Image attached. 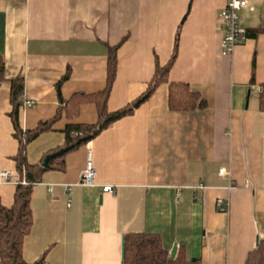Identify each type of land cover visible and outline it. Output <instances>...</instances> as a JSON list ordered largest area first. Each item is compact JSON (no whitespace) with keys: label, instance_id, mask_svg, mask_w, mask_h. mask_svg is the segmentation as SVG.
Masks as SVG:
<instances>
[{"label":"crops","instance_id":"0c3cea01","mask_svg":"<svg viewBox=\"0 0 264 264\" xmlns=\"http://www.w3.org/2000/svg\"><path fill=\"white\" fill-rule=\"evenodd\" d=\"M247 1L254 10L242 9L241 23L259 32L223 56L226 0H0V173L17 174L9 93L18 75L22 97L34 100L19 109L23 130L61 109L51 129L27 144L31 164L63 145L67 123L97 122L91 101L75 112L63 107L74 95L104 89L108 50L119 43L108 112L146 90L156 60L164 66L171 59L176 37L168 80L187 82L206 101L171 110L162 82L131 114L67 152L63 169L53 163L31 187L25 261L122 264L124 236L146 232L159 235L169 254L176 247L200 264H245L264 242V111L251 91L264 83V0ZM88 151L94 185H81ZM223 166L228 175H219ZM106 184L112 193L102 191ZM15 186L0 180L4 206ZM218 198L227 200L226 212L217 209Z\"/></svg>","mask_w":264,"mask_h":264},{"label":"trees","instance_id":"16d2710c","mask_svg":"<svg viewBox=\"0 0 264 264\" xmlns=\"http://www.w3.org/2000/svg\"><path fill=\"white\" fill-rule=\"evenodd\" d=\"M247 29L249 36H256L259 32L257 29ZM119 44L109 47L104 89L90 95H74L70 101L65 103L66 107H63L66 108V113L75 112L78 110L80 102L91 101L97 106V122L93 124L67 123L63 129V145L50 153L65 147H69V149L62 155L50 159L47 166L42 164L46 155L37 163H29L26 157V146L40 133L51 129L61 109L56 112L52 119L38 123L33 129L23 130L19 125L18 115L23 102L24 80L21 75L11 79L9 93L11 110L9 116L13 126V136L18 142V150L13 156L18 182L15 186L12 204L7 207L0 200V264H45L43 256L33 262H27L22 257L24 238L30 232L32 226L30 211L31 187L45 171L53 168V163L58 169H63V156L67 152L75 150L81 144L86 143L112 122L131 114L133 109L147 99L162 82L168 83V106L171 110L185 111L206 106L205 99L198 92L192 90L187 82L168 80V71L176 57V37L171 59L164 66H160L156 60L155 72L146 90L130 104L116 111L108 112L106 102L115 78L116 50ZM4 70L5 62L0 54V83L4 80ZM67 78L68 73L63 76L62 80ZM260 87L261 91L258 94L259 109L264 111V83ZM22 180L26 183H21ZM122 255V264H200L199 259H186L181 248L177 250L174 258H170V254L162 246L159 235L146 232L126 234L123 238ZM245 264H264L263 241H258L256 247L249 252Z\"/></svg>","mask_w":264,"mask_h":264},{"label":"built area","instance_id":"2783aa9c","mask_svg":"<svg viewBox=\"0 0 264 264\" xmlns=\"http://www.w3.org/2000/svg\"><path fill=\"white\" fill-rule=\"evenodd\" d=\"M242 9L254 10V7L248 3L247 0H226L223 9L219 13L220 26L222 29V39L220 42V53L223 56H229L233 53L234 49L242 45L248 39V29L241 23L240 11ZM251 91L259 94L261 91L260 86H252ZM22 106L31 107L34 104V100L26 97H22ZM96 170L92 161L91 151H88L86 156V163L80 173L79 183L81 185H94V176ZM219 175H228L227 167H220L218 170ZM0 180L3 182H18V175L11 171L5 170L0 173ZM21 183L25 184L24 180ZM234 187L233 184L229 186ZM51 188L49 189V191ZM103 192L112 193L114 186L106 184L102 186ZM68 205L70 203L68 202ZM216 207L219 211L226 212L228 210V202L225 199L218 198L216 200Z\"/></svg>","mask_w":264,"mask_h":264},{"label":"water","instance_id":"95a60500","mask_svg":"<svg viewBox=\"0 0 264 264\" xmlns=\"http://www.w3.org/2000/svg\"><path fill=\"white\" fill-rule=\"evenodd\" d=\"M68 149H69V147H65V148L59 149V150L56 151V152H53V153L47 154V155L45 156L44 160H43V163H42L43 166H47V165H48V162H49L50 159L62 155V154L65 153ZM175 253H176V247H174V248L172 249V251L170 252V258H174ZM122 256H123V255H122Z\"/></svg>","mask_w":264,"mask_h":264}]
</instances>
